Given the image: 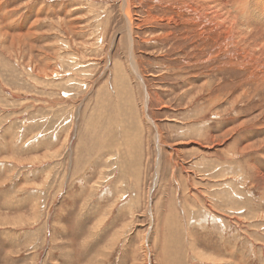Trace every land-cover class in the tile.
Masks as SVG:
<instances>
[{
  "label": "rangeland",
  "instance_id": "374dc122",
  "mask_svg": "<svg viewBox=\"0 0 264 264\" xmlns=\"http://www.w3.org/2000/svg\"><path fill=\"white\" fill-rule=\"evenodd\" d=\"M124 1L0 0V264H264V82Z\"/></svg>",
  "mask_w": 264,
  "mask_h": 264
},
{
  "label": "bare ground",
  "instance_id": "6f19581e",
  "mask_svg": "<svg viewBox=\"0 0 264 264\" xmlns=\"http://www.w3.org/2000/svg\"><path fill=\"white\" fill-rule=\"evenodd\" d=\"M124 2L127 6L126 16L128 20V32L126 31V33L129 39L126 45H128L130 55H133V43L130 38L133 35L132 26L134 23L132 22L133 19H131L130 11L128 10L129 0H125ZM172 3H177V5L173 6ZM163 5L164 7L166 6L167 9L173 10V15H175V17L165 18V30L171 31L161 35V38L167 40L172 39L174 31L169 27L170 25H182L179 30L181 36H184L185 31L183 32V29H186V27L194 29L193 35L196 38L195 40L193 39L192 42L207 38L213 33L217 39H221L222 47L224 46L225 52L230 53L231 50H234L238 55L244 56L243 63L247 68H245L242 63V65L235 64L233 67L237 66L239 69H242V71L247 70L249 67L253 68V73L257 76L256 79L262 81V83L264 82V11H261L264 8V0H165L163 1ZM189 33L190 32L186 31V38L189 37ZM208 62H211V59L205 63ZM130 67L134 72L133 74H135V79L144 90L142 107L146 110L149 95L147 94L145 84L137 72V68L135 69L134 64H131ZM195 79H197V77ZM249 80H252L251 74L249 77L245 78V82ZM184 84L186 87L181 96L187 97L190 96L188 94L194 92V97L192 96L190 100L197 97H208L211 94V85L206 82H203L202 86H197V89H195L191 83L186 82ZM159 139V136H157V141H159ZM170 155L173 156L171 152ZM173 165H176L175 160L173 161ZM262 179H264V176ZM148 261L147 264H151L150 260Z\"/></svg>",
  "mask_w": 264,
  "mask_h": 264
},
{
  "label": "crops",
  "instance_id": "0c3cea01",
  "mask_svg": "<svg viewBox=\"0 0 264 264\" xmlns=\"http://www.w3.org/2000/svg\"><path fill=\"white\" fill-rule=\"evenodd\" d=\"M31 211L33 212V216H22L23 218L25 217V219L29 220V223L25 226L22 227V230H18L17 234L19 235V239L14 243V250L18 248V250H20L23 245H34L39 239V234H42V232L48 228L51 227V224L49 223H44V221L40 224L39 223V214L36 210L35 207H32ZM38 215V216H37ZM45 221H49L47 218H45ZM40 224V225H39ZM17 229V228H14ZM49 229V228H48ZM30 233L32 234V237H29ZM14 239V237H13ZM17 250V251H18ZM37 251V247H33V251ZM19 252V251H18ZM72 253L68 251V260L70 261V264H72ZM34 255V256H32ZM28 256H32V257H28ZM38 257L39 258V254L38 251L37 253L35 252L34 254L30 251L28 253H25V259H26V264H32V261L35 260V258ZM20 264V263H18ZM69 264V262H68Z\"/></svg>",
  "mask_w": 264,
  "mask_h": 264
}]
</instances>
